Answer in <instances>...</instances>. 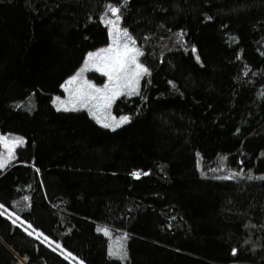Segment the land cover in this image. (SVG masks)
<instances>
[{
    "label": "trees",
    "instance_id": "trees-1",
    "mask_svg": "<svg viewBox=\"0 0 264 264\" xmlns=\"http://www.w3.org/2000/svg\"><path fill=\"white\" fill-rule=\"evenodd\" d=\"M107 17L148 70L114 129L52 100ZM0 131V264H264V0H0Z\"/></svg>",
    "mask_w": 264,
    "mask_h": 264
},
{
    "label": "rangeland",
    "instance_id": "rangeland-1",
    "mask_svg": "<svg viewBox=\"0 0 264 264\" xmlns=\"http://www.w3.org/2000/svg\"><path fill=\"white\" fill-rule=\"evenodd\" d=\"M106 22L109 26V38L108 42L96 49L90 50L86 53L84 60L82 64L78 67V69L68 76L65 81L61 85V92L56 93L53 95V104L57 109L64 110L65 108L72 110L73 108L76 109H82L87 111L89 114L90 112L95 113V117L90 114V116L97 122L99 120L100 125H104L105 123L111 125L110 129L117 128L115 127L116 122L120 121L123 117H128L126 114L117 113L114 109V104L120 96L127 94V89H122V94L117 95L116 98L112 101V103L109 106H105V101L103 99H89L86 106L81 107L80 104V98L81 94H85L86 96H101V94H97L94 92L93 89L87 88L88 84L93 85L95 88L103 89L105 85L113 86L116 83L115 80V72H113V65L114 61L118 54H123L125 51V44L128 45L129 49H137L140 53H142L141 48L138 44L135 43L133 36L130 34V32L123 26H121L116 19V17L111 19H106ZM127 32V37L123 35L124 32ZM129 37L131 38L129 40ZM134 41V44L132 43ZM112 49L111 52H106L103 50ZM100 53L101 55L94 59L93 61L86 64V61H88V57L90 54H97ZM135 53L129 52V56L134 55ZM141 55H138L136 57V63L140 64L144 68L146 66L140 59ZM129 75L131 76L132 72L135 70V64H129ZM82 69H85L84 71H81ZM99 69V70H97ZM147 69V68H146ZM105 72H112L113 73V81L110 82L108 79V76L105 75ZM80 73V75L77 77V74ZM146 73H143L140 75L138 83L136 84V89L138 90L143 77ZM73 77H77L75 83L72 85H68L67 82L71 80ZM67 88V90H66ZM137 92V91H136ZM110 94V93H109ZM98 123V122H97ZM0 137H6L8 138V145L5 146V143L0 140V144L2 145V153L0 154V163L3 165L7 164V162L13 158L14 156V148L15 145L11 144V141L13 139H20L24 141V137L17 135V134H7L0 131ZM9 147H11L12 153L10 155ZM113 240V239H111ZM118 244V242H117ZM113 244L112 250L114 251L118 250V245ZM121 245V244H120ZM79 264H85L84 262H79Z\"/></svg>",
    "mask_w": 264,
    "mask_h": 264
},
{
    "label": "snow or ice",
    "instance_id": "snow-or-ice-1",
    "mask_svg": "<svg viewBox=\"0 0 264 264\" xmlns=\"http://www.w3.org/2000/svg\"><path fill=\"white\" fill-rule=\"evenodd\" d=\"M109 11H111L113 13V15H116L119 12V9L115 8V7H109ZM117 19H119V17H117ZM123 35L127 37L128 34L125 31L123 33ZM130 39L131 38L129 37V40ZM132 43L134 44V41H132ZM124 48H125L124 53L117 55V57L114 61V65H113V72H115V74H116L115 85H113L111 87H110V85H105L103 89H100V88H95L91 84H88L87 88L93 89L95 93L101 94V96H99V97H97V96H86L85 94H81V98H80L81 107L86 106L89 99H103L105 101V106H109L112 103V101L116 98L117 95L122 94V91H121L122 89H127L128 95H132L133 93H135L137 91L136 84L138 83L140 75L143 73H147L148 70L146 68H144L143 66H141L140 64L136 63V57L138 55H141L142 53H140L137 49H134V48L129 49L127 44H125ZM103 51L111 52L112 49L110 48V49L103 50ZM193 51H195V49H193ZM129 52H133L135 54L129 56ZM100 55H101L100 53L90 54L88 57V61H86V64L93 61L94 59H96ZM129 64H135V70H134V72H132L131 76L129 75V68H128ZM84 70L85 69H82L81 71H84ZM97 70H99V69H97ZM104 74L108 76V79L110 82L113 81V73L112 72H105ZM79 75H80V73L77 74V77ZM77 77H73L71 80H69L67 82V84L72 85L73 83H75ZM66 90H67V88H66ZM64 110L67 111L69 109L65 108ZM72 110H75V108H73ZM90 114L95 117L94 112H90ZM97 122L99 123L100 121L97 120ZM127 122H128V117H123V118H121L120 121L116 122L115 127H119L120 125L127 123ZM103 126L104 127H110L111 125L105 123ZM0 140H2L5 143L6 147L9 146L8 145V138L0 137ZM11 144L15 145V146H19V145L23 144V141L20 139H13L11 141ZM9 152L11 155V153H12L11 147H9ZM3 166L4 165L2 163H0V167H3ZM133 175L136 178H139L140 174L134 173ZM97 230L102 231L104 233V235H109V232L107 229L98 228ZM29 234L31 235V233H29ZM57 247H59V245H57ZM116 254L117 253L115 251L110 250V255H116Z\"/></svg>",
    "mask_w": 264,
    "mask_h": 264
}]
</instances>
